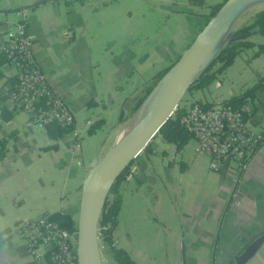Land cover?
<instances>
[{"label":"crops","instance_id":"0c3cea01","mask_svg":"<svg viewBox=\"0 0 264 264\" xmlns=\"http://www.w3.org/2000/svg\"><path fill=\"white\" fill-rule=\"evenodd\" d=\"M205 1L220 0H0V47L5 31L23 19L34 58L74 114L72 131L57 140L47 127L29 125L26 112L5 102L15 78L2 62L0 264H37L14 234L18 219L57 211L78 216L102 139L124 123L144 82L204 26ZM257 50L243 48L208 85L187 89V104H213L256 84L264 76V51ZM246 102V124L263 130L264 88ZM139 156L140 170L122 182L115 244L138 264H239L235 254L264 228V141L243 167L230 161L212 169L192 137L177 147L156 135ZM263 248L264 242L255 253Z\"/></svg>","mask_w":264,"mask_h":264},{"label":"built area","instance_id":"2783aa9c","mask_svg":"<svg viewBox=\"0 0 264 264\" xmlns=\"http://www.w3.org/2000/svg\"><path fill=\"white\" fill-rule=\"evenodd\" d=\"M31 46L23 19L15 21L5 31L0 54L5 55L6 62L14 69L15 78V85L5 102L14 110L26 112L27 123L38 128L47 127L51 121L62 126L73 124L70 106L49 85ZM249 110L246 101L238 107L220 101L207 105L193 101L178 114V118L194 140L195 153L209 156L210 167L218 170L230 161L243 167V160L260 148L264 133L246 124L244 114ZM75 140L74 144L79 147V138ZM140 168V162L134 160L129 164L126 176L135 175ZM232 199L238 201L236 192ZM14 234L25 240L28 253L37 264H79L77 223L68 229L53 220L49 213H41L18 219Z\"/></svg>","mask_w":264,"mask_h":264},{"label":"water","instance_id":"95a60500","mask_svg":"<svg viewBox=\"0 0 264 264\" xmlns=\"http://www.w3.org/2000/svg\"><path fill=\"white\" fill-rule=\"evenodd\" d=\"M250 1L252 0H225L180 53L171 68L160 78L161 80L167 73H170V81L166 92L161 99L158 100L145 121L137 125L119 142L110 146L101 158L92 159L91 170L86 179L76 221L78 228L77 244L79 264H92L93 249L97 244L98 220L105 195L111 182L147 145L148 141L154 136L157 130L170 117L195 76L205 67L217 50L222 46L221 44V46L216 49L215 53L209 56L216 41L225 29L229 27L241 8ZM244 37V34L232 35L230 32L226 41ZM157 84L131 117L137 112L141 113L144 104L151 96ZM106 184L107 188L102 193ZM263 242L264 228H261L244 244L241 250L244 258L238 263L240 264L252 256ZM182 258L184 261V255Z\"/></svg>","mask_w":264,"mask_h":264},{"label":"trees","instance_id":"16d2710c","mask_svg":"<svg viewBox=\"0 0 264 264\" xmlns=\"http://www.w3.org/2000/svg\"><path fill=\"white\" fill-rule=\"evenodd\" d=\"M209 5L213 7L210 13V15H213L221 4H217L216 6L211 4ZM231 33L232 35L244 34L245 37L226 41L224 44H222V46L217 50L215 55L210 59L205 67L195 76L193 81L187 87L188 90L208 85L218 72H221L233 62L236 54L243 48L256 45L258 48L257 52L264 51V7L255 11L248 20L242 22L236 28L232 29ZM178 56L170 64L158 69L157 72L150 77V79L144 82L140 95L137 97L135 103L123 116L120 122H124L126 119V121H128L130 119L129 117L142 104L144 99L148 96L160 78L171 68ZM4 60L5 55L1 53L0 70L1 64ZM258 88H264V76L242 94L233 95L230 98L221 100L220 102L230 103L238 107L241 105V103L245 102L248 97H253L256 89ZM202 104L207 105V103ZM185 107L186 106L183 105V103L177 104L175 111L154 135H161L165 141L174 142L177 147L183 145L191 137L190 133L180 124L178 118V114L183 112ZM97 125L98 124H93L92 126L95 129ZM72 129L73 124L62 126L54 121L48 123L46 128L48 134L55 140L65 136L67 133H70ZM263 141L260 143V146ZM52 146H56V143H54ZM248 159H244L243 163H246ZM134 160H137L138 162L142 161L139 154L134 157V159H132L129 164H131ZM129 164L124 167L111 182L105 195L98 220L99 231L101 232L104 246L107 248L115 264H138L124 247L116 245L113 241L114 229L118 223V213L122 203V182L126 178ZM50 217L68 229H71L77 221V217H73L70 213L61 211L50 213Z\"/></svg>","mask_w":264,"mask_h":264},{"label":"rangeland","instance_id":"374dc122","mask_svg":"<svg viewBox=\"0 0 264 264\" xmlns=\"http://www.w3.org/2000/svg\"><path fill=\"white\" fill-rule=\"evenodd\" d=\"M212 1H213V0H211V2H212ZM224 1H225V0H220V1H217V2L212 3V4H211V3H208L207 1H205V3H206L205 6H206L207 9H208V15H210V13H211V9L213 8V7H211L209 4L216 6L217 4H218V5H219V4H222ZM209 2H210V1H209ZM261 7H264V1H262L261 3H258V4H256V5H254L253 7H250L249 5H248V6H243V7L241 8V10L238 12V14L235 16V18H234V20L232 21V23L229 25V27L225 29V31L221 34V36L219 37V39L216 41L214 47L211 49V51H210V53H209V56H212V55L215 53L216 49H217L218 47H220L221 44H223V43L226 41V39H227V37H228V35H229V33L231 32L232 29L236 28V27H237L241 22H243L244 20H247L248 17L251 15L252 12H255L256 10H258V9L261 8ZM210 16H211V15H210ZM182 103H183V105L187 106V102L185 101V98H184V97L182 98ZM131 116H132V115H131ZM131 116H130V117H131ZM130 117H129V118H130ZM129 118H128V119H129ZM121 124H122V125H121ZM121 124L118 125L117 128H115L114 130H112L108 135H106V136L102 139V141H101V143H100V145H99V147H98V150L96 151V157H95L96 159L101 158V157L104 155V153L110 148V146H112V144H113V139L117 137L119 131H120V130L122 129V127L124 126L123 123H121ZM156 135H157V134H156ZM156 135H154L153 137H155ZM153 137H152V139H153ZM152 139H151V140H152ZM115 140H116V139H115ZM115 140H114V143H115ZM113 241H114V243H115L114 238H113ZM169 245H170V243H168V245H167V249H166V250H168ZM97 246H98V250H99V264H115L114 260H113V259L111 258V256H110V254H109L107 248L104 246V243H103V240H102V235H101V232L99 231V226H98V225H97ZM263 249H264V248H263ZM255 255L257 256V257H256V260H255V259H254V260H251V261H250V264H251V263H252V264H255V261L257 262L258 257H259V258L262 257V258H263V261H264V253H263V251H262L261 249H260L257 253H255ZM255 255H252V256L249 257V258H252V257H254ZM162 256L167 257L168 260H169L170 257H171V255H169V254H167V253H163ZM175 257H178V255H175ZM242 258H244V256H243V254L241 253V251L238 252L237 254H235V260H236L235 262L238 263ZM173 264H176V263L173 262ZM181 264H182V263H181Z\"/></svg>","mask_w":264,"mask_h":264},{"label":"bare ground","instance_id":"6f19581e","mask_svg":"<svg viewBox=\"0 0 264 264\" xmlns=\"http://www.w3.org/2000/svg\"><path fill=\"white\" fill-rule=\"evenodd\" d=\"M258 2H262L264 0H257ZM257 3V2H256ZM253 4V3H252ZM170 81V73H167L157 84L156 88L152 92L151 96L148 98L146 103L144 104L141 113H136L133 117H131L128 121L124 123V126L119 131L117 137L115 138V143L119 142L123 139L127 134H129L137 125L141 124L145 121V119L149 116V114L154 109L158 100L164 95L167 90L168 83ZM106 186H104L102 193L106 190ZM92 264H99V250L97 244L93 249V259Z\"/></svg>","mask_w":264,"mask_h":264}]
</instances>
